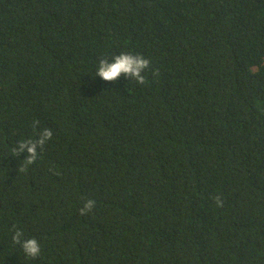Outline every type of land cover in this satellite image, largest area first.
Wrapping results in <instances>:
<instances>
[{
  "label": "trees",
  "instance_id": "16d2710c",
  "mask_svg": "<svg viewBox=\"0 0 264 264\" xmlns=\"http://www.w3.org/2000/svg\"><path fill=\"white\" fill-rule=\"evenodd\" d=\"M0 264H264V0H0Z\"/></svg>",
  "mask_w": 264,
  "mask_h": 264
},
{
  "label": "clouds",
  "instance_id": "9594fccd",
  "mask_svg": "<svg viewBox=\"0 0 264 264\" xmlns=\"http://www.w3.org/2000/svg\"><path fill=\"white\" fill-rule=\"evenodd\" d=\"M149 60L142 55H130L122 53L115 56L114 62H107L106 60L100 61V67L98 68V74L106 81H113L117 77L123 74H130L133 77L137 78L140 84L145 83L144 76H141L142 70L146 69L149 66ZM50 136L51 133L49 132ZM42 143V141H41ZM23 147V145H22ZM32 157L35 156V145L28 149ZM91 201H89V206H91ZM218 203L220 201L218 200ZM25 251L30 255L35 257L40 253V247L37 244V241L34 238L28 239L23 245Z\"/></svg>",
  "mask_w": 264,
  "mask_h": 264
}]
</instances>
